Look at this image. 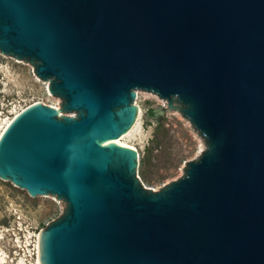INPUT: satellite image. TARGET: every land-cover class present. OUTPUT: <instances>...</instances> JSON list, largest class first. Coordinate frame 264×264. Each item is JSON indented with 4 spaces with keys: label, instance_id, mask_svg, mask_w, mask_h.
I'll list each match as a JSON object with an SVG mask.
<instances>
[{
    "label": "water",
    "instance_id": "obj_1",
    "mask_svg": "<svg viewBox=\"0 0 264 264\" xmlns=\"http://www.w3.org/2000/svg\"><path fill=\"white\" fill-rule=\"evenodd\" d=\"M0 52L64 112L32 103L0 135V179L65 202L39 264H264V0H0ZM136 95L205 140L158 190L116 141Z\"/></svg>",
    "mask_w": 264,
    "mask_h": 264
},
{
    "label": "rangeland",
    "instance_id": "obj_2",
    "mask_svg": "<svg viewBox=\"0 0 264 264\" xmlns=\"http://www.w3.org/2000/svg\"><path fill=\"white\" fill-rule=\"evenodd\" d=\"M47 85L27 60L0 52V120L10 116L14 107L20 109L36 101L59 107L60 99L47 91ZM172 104L173 108H168L155 95H136L138 126L125 138L138 154V179L151 190L180 177L186 162L196 160L205 148L204 137L181 114L180 104ZM64 207L65 202L54 195L29 196L0 179V253H4L6 264H36L35 236L61 215Z\"/></svg>",
    "mask_w": 264,
    "mask_h": 264
},
{
    "label": "bare ground",
    "instance_id": "obj_3",
    "mask_svg": "<svg viewBox=\"0 0 264 264\" xmlns=\"http://www.w3.org/2000/svg\"><path fill=\"white\" fill-rule=\"evenodd\" d=\"M36 102H41V101H36ZM35 103V102H33ZM42 103V102H41ZM32 104V103H30ZM29 104V105H30ZM49 105V104H48ZM28 106V105H27ZM50 106H53L58 114L60 113L59 111V107L58 105H55V104H51ZM26 107V106H25ZM24 107L20 108V109H16L14 107V109L12 110V112L10 113V116L8 117H5L4 119H1L0 120V135L2 133V131L4 130V128L7 126V124L10 122V120L20 111L22 110ZM136 108H137V119L139 117V113H138V106L136 105ZM1 114V113H0ZM70 115H72V113H70ZM130 132V131H129ZM128 132L124 135H122L121 137H119L118 139H116V141H118L121 145L123 146H128L130 148H134L135 149V146L127 143L126 141V136H127ZM201 149V148H200ZM202 152V151H201ZM38 242H39V233L35 236V243H34V249H35V256H36V264H39V255H38ZM4 254V253H3ZM2 253H0V264H6V260H5V255H3Z\"/></svg>",
    "mask_w": 264,
    "mask_h": 264
}]
</instances>
